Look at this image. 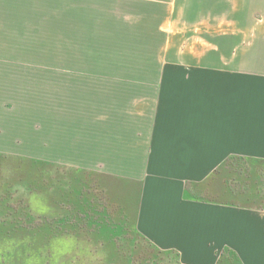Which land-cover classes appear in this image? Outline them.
I'll list each match as a JSON object with an SVG mask.
<instances>
[{
    "label": "crops",
    "instance_id": "0c3cea01",
    "mask_svg": "<svg viewBox=\"0 0 264 264\" xmlns=\"http://www.w3.org/2000/svg\"><path fill=\"white\" fill-rule=\"evenodd\" d=\"M70 2L62 0V27ZM191 2L199 11L209 0ZM252 2L264 11V0ZM75 6L97 28L100 2ZM22 8L0 0V82L6 60L21 58L6 53L5 28L22 26ZM242 54L165 51L160 67L51 68L69 98L49 109L46 157L37 159L47 206L87 225L130 226L182 264H264V181L260 200L230 188L229 172L244 171L246 160L264 176V53L250 64Z\"/></svg>",
    "mask_w": 264,
    "mask_h": 264
},
{
    "label": "rangeland",
    "instance_id": "374dc122",
    "mask_svg": "<svg viewBox=\"0 0 264 264\" xmlns=\"http://www.w3.org/2000/svg\"><path fill=\"white\" fill-rule=\"evenodd\" d=\"M78 1L71 0L62 27V0H22V26L5 28L6 53L21 58L6 60L0 82V264H177L176 253L154 251L130 226L87 225L47 206L45 165L37 159L46 157L49 109L69 98L50 69L160 67L158 53L201 50L241 51L250 64L264 53V11L256 12L252 0H209L199 11L191 0H94L101 6L93 28L86 25L90 13L75 11ZM48 223L53 235H46ZM117 245L127 261L116 258Z\"/></svg>",
    "mask_w": 264,
    "mask_h": 264
},
{
    "label": "trees",
    "instance_id": "16d2710c",
    "mask_svg": "<svg viewBox=\"0 0 264 264\" xmlns=\"http://www.w3.org/2000/svg\"><path fill=\"white\" fill-rule=\"evenodd\" d=\"M236 160L237 159H234V158L232 159V157H229L227 159V163L232 164V163H235ZM246 163L247 164L242 166V168L245 169L244 171L229 172V177H230V181H231V183H230L231 187L230 188L235 193L248 192L250 194L248 196L251 198V200H260V198H261L260 190H258L257 188L263 184L262 183L264 181L263 173H259V172H255V171H249L248 170L249 169V161L246 160ZM47 225L49 226L48 229H47V226L45 224L43 225L48 230V231H46V229H45L46 235H50V234L53 235V231H52L53 229L51 228L52 224L48 223ZM135 235H136V237L141 238L145 243H147L154 251H157L159 253H175L173 251H165V250H161V249L155 247L152 243L147 241L143 236H141L137 232H135ZM116 244H118V243H116ZM119 246L120 245L116 246L117 248H119V250L117 249V252H116V258L122 262L127 261L130 258V256L128 254H126V252L123 251L124 249H120ZM137 246H139V244H137ZM137 252L139 253V250ZM176 255H178V254L176 253ZM226 258L227 257H225V258L220 257L219 263H217V264H234V263L226 262L225 261ZM177 264H182V263H177ZM235 264H242V263H235Z\"/></svg>",
    "mask_w": 264,
    "mask_h": 264
}]
</instances>
